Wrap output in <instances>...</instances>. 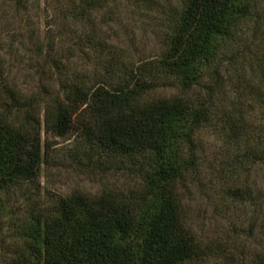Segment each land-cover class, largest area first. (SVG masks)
<instances>
[{"label":"trees","instance_id":"obj_1","mask_svg":"<svg viewBox=\"0 0 264 264\" xmlns=\"http://www.w3.org/2000/svg\"><path fill=\"white\" fill-rule=\"evenodd\" d=\"M13 1L23 7L29 0ZM50 2L59 34L73 42L48 61L63 72L59 91L47 93L42 116L36 97L11 92L0 105V196L20 191L26 203L13 221L21 243L12 264H189L208 256L212 248L191 232L183 208L200 169L199 132L217 126L228 142L245 145L234 162L264 164V129L256 143L247 137L239 102L246 90L264 103V94L251 89L253 79L264 84L258 0H186L167 21L161 51L138 62L121 59L107 38H98L115 0ZM75 57L102 69L76 70ZM170 87L178 93L155 95ZM42 125L59 138L78 132L76 167L103 184L99 191L72 190L38 203L49 158ZM109 176L121 183L106 185ZM4 207L0 197V214Z\"/></svg>","mask_w":264,"mask_h":264},{"label":"rangeland","instance_id":"obj_2","mask_svg":"<svg viewBox=\"0 0 264 264\" xmlns=\"http://www.w3.org/2000/svg\"><path fill=\"white\" fill-rule=\"evenodd\" d=\"M184 2L186 0H115L109 15L112 20L101 26L98 38H107L106 42L112 44L125 61L138 62L158 54L167 32V21ZM24 6L17 7L13 0H0V105L11 92L21 99L36 97V110L42 116L47 93L54 95L59 91V78L63 74L48 61L52 56L57 58L56 52L61 53L67 45L73 47V42L59 34L62 29L54 18L50 0H29ZM256 10L264 13V0H258ZM251 29V23L247 24L245 33L249 35ZM259 35L262 37L258 47L262 48L264 19L259 25ZM70 62L76 70L102 69L95 61L87 63L77 57ZM223 77L230 82L235 80L231 72H224ZM252 84H255L251 87L253 91L264 94L262 82L253 79ZM229 86L227 95L235 96ZM177 93V87H170L159 89L155 95L171 97ZM239 94V102L246 111L245 124H249L247 137L256 143L260 129H264V103L260 104L254 94L246 90ZM77 133L72 131L59 138L45 134L41 126L40 142L42 148L49 145V158L48 165L41 167L38 203L45 205L72 190L94 193L102 188L97 178L76 167L81 158L73 144ZM225 138L217 126L201 130L196 138L200 169L196 179L193 178L195 182L189 184L183 208L191 232L202 246L212 249L208 256L189 264H255L256 258L264 257V164L234 162L235 155L242 152L245 145L228 142ZM107 180L105 184L109 185L120 184L122 179L110 177ZM22 196L20 191L0 196L5 201L0 214V264H12L14 249L21 243L14 237L13 221L21 219L25 213Z\"/></svg>","mask_w":264,"mask_h":264}]
</instances>
